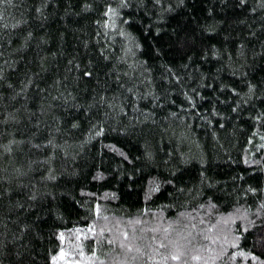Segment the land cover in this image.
<instances>
[{
    "label": "trees",
    "instance_id": "16d2710c",
    "mask_svg": "<svg viewBox=\"0 0 264 264\" xmlns=\"http://www.w3.org/2000/svg\"><path fill=\"white\" fill-rule=\"evenodd\" d=\"M85 2L0 5V145L22 141L10 154L0 147V264H120L124 231L143 244L160 237L157 222L177 220L173 229L187 225L195 237L191 254L163 261L171 247L153 245L137 264H264L262 0H165L176 10L163 22L154 0H128L115 18L105 5L120 0ZM185 40L194 46L178 50ZM49 139L60 146L55 180L40 166L53 149L33 147ZM34 190L41 196L30 201ZM238 231L233 247L225 237Z\"/></svg>",
    "mask_w": 264,
    "mask_h": 264
},
{
    "label": "snow or ice",
    "instance_id": "6c2138e0",
    "mask_svg": "<svg viewBox=\"0 0 264 264\" xmlns=\"http://www.w3.org/2000/svg\"><path fill=\"white\" fill-rule=\"evenodd\" d=\"M221 2L223 3V0H221ZM239 2L241 4L245 3V0H239ZM2 4H8V5H12V0H0V5ZM185 4V0H178L176 7H183ZM130 4L128 2V0H120L119 4L116 7H113V5L111 3L106 4L105 5V11H104V15L108 16L109 14H111L114 18L120 15L119 9L122 8H126L129 7ZM153 6L155 8L159 9V15H157V21L158 22H163L165 20V14L168 12H174L176 10V8L173 7V5L171 3L167 4V7H165V0H154ZM84 9L87 10L88 8L91 7V5L89 3H87V0L85 2V4L83 5ZM260 7L264 8V0H262V2L260 3ZM37 13L41 12V8L37 7L36 9ZM255 9H253L254 11ZM211 9H209V12L211 13ZM3 13L0 12V16H2ZM42 15V13H41ZM17 24L20 23V21L16 22ZM107 26V24L105 25ZM204 31L207 32H214L215 26L213 24H207L204 29ZM161 32V28H157V33ZM121 35H124V32L120 33ZM28 37H31L32 33L29 32ZM167 43L166 41H162L161 38L158 36L157 37V44L160 45L159 47L154 49V52L157 54H164V44ZM131 44L133 47L135 48H139L140 45L138 43L135 42L134 38L131 39ZM194 45L188 41H182L177 45V49L178 50H191V48ZM204 46L202 45V48ZM104 50L101 49V52H103ZM214 55L218 54L216 52L213 53ZM54 55V54H53ZM104 59H108L107 56L103 57ZM71 63V61H70ZM41 64L43 65V58H41ZM79 65H77L78 67ZM43 70V69H42ZM93 72L92 71H87L84 70L82 71V75L84 77H88L91 78L93 76ZM33 75H36L35 73ZM4 76H3V70L0 69V80H3ZM117 79H119V77H117ZM177 79H179V77H177ZM28 83H32L31 78H29ZM9 87H12L11 84H9ZM256 88V85H253L252 83L248 84V89H249V94H251L252 96H255V92L254 89ZM20 92H23L24 89H20ZM233 91H236L235 89H233ZM261 96H264V89H261L260 92ZM74 99V97H72ZM106 103L105 97L103 95H101L99 97V104L103 105ZM96 101H90L88 103V108H91L93 106H95ZM79 106V105H77ZM109 108H114V106L109 102L108 103ZM123 109L121 108V111ZM174 115V114H173ZM9 119H15L14 116H9ZM71 126L73 128H77L79 125L76 121H73ZM104 130V122L103 121H98L96 124H93L90 128V132H93L94 134H100L102 133ZM116 131L119 132H126L127 129L125 128H119V129H115ZM22 143V141H18L15 139V137H11L6 143H4L3 145H0V147L3 148V152L4 153H12L13 151V146L14 145H18ZM44 146H48L51 149H53V151L49 152L48 155L46 157H41L40 160L42 161L41 163V167L44 166L45 163L48 164V173L50 174L47 178L50 180H55L56 179V175H53L51 173H53V167H52V163L54 162L55 159V149L59 148L60 146L55 144L53 140L49 139L46 140L44 142V145L41 144H35L33 145V147L40 149ZM65 155H67V153H64ZM150 155V154H149ZM35 163V162H33ZM31 166V165H30ZM252 191H256L255 189H252ZM0 195H2V193H0ZM41 194L37 191H33V194L29 197L30 201H36L38 198H40ZM19 207V205H17ZM34 206V205H32ZM201 207H203V205H201ZM136 223H139V221H136ZM176 223V224H180V221H173V222H169L167 226L161 228V225L157 222L156 227H154L152 229V231L155 232H160L161 235L158 238L157 236L153 235L148 239L147 243H143L141 244L140 241L142 239H144L143 236H138L135 231L131 234V236L129 235L128 232L124 231L123 232V237L124 239L121 240L120 242V252H115L114 254L116 256L122 257V259L120 260V264H137V261H141L142 257L147 255V253L144 251L145 248L149 249V251H158L159 249H165L168 247H171L172 251L168 252L166 255L165 254H161L160 259L163 261H167L169 257H171V260L173 261H179L181 259V256H188L191 254L190 251H186L185 250V246H191L192 245V241L195 239V237L193 236V233L191 231H188L187 228L188 226L185 225L184 227H180L178 229H173L172 224ZM22 227L27 228V225H22ZM196 225L192 224L191 228H195ZM246 231V229L244 230ZM243 235V231H238L237 234H233L232 239L230 241H228V238L225 237V240L227 242L232 243L233 247H238L240 244V238ZM61 239H63V234H61L60 236ZM115 241L110 240L108 241V244L111 245L113 244ZM215 242V241H213ZM153 245H159V249H154ZM198 246V245H197ZM201 250L203 251V248H201ZM224 250L221 249V252H223ZM81 255H83V252L80 253ZM241 256H248L251 257L253 260H258L259 257L256 255L255 252H244V251H240L239 253ZM17 255H19V253H17ZM59 255L61 258H64L65 256V252L64 249L61 248L59 251ZM91 255L94 257L96 256V252L92 251ZM232 256H236L237 253L233 252L231 253ZM154 256H150L149 259H153ZM202 257L199 255H192V259L193 260H200ZM51 259L53 261H56L57 256L53 255L51 257ZM204 264H208V261L205 260Z\"/></svg>",
    "mask_w": 264,
    "mask_h": 264
}]
</instances>
